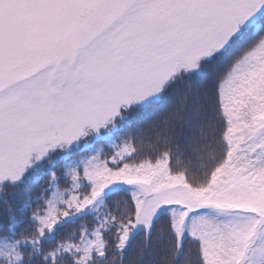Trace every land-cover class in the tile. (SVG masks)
<instances>
[{
  "label": "snow or ice",
  "instance_id": "6c2138e0",
  "mask_svg": "<svg viewBox=\"0 0 264 264\" xmlns=\"http://www.w3.org/2000/svg\"><path fill=\"white\" fill-rule=\"evenodd\" d=\"M0 264H264V0H0Z\"/></svg>",
  "mask_w": 264,
  "mask_h": 264
}]
</instances>
